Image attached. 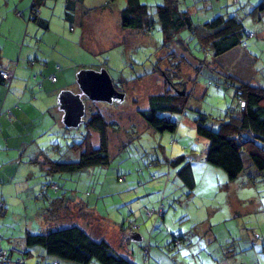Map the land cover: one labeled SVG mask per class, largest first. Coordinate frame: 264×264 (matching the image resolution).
Listing matches in <instances>:
<instances>
[{"label":"rangeland","instance_id":"1","mask_svg":"<svg viewBox=\"0 0 264 264\" xmlns=\"http://www.w3.org/2000/svg\"><path fill=\"white\" fill-rule=\"evenodd\" d=\"M4 1L19 2L21 7L16 9L20 13L26 7L24 19L12 13L15 19L6 20L5 7L0 12V20L13 31L9 35L0 32V36L15 43L4 51L10 54L14 48L12 60L18 63L13 85H0V105L4 109L14 106L20 114L23 111L22 120L13 117L19 123L8 130L14 132L8 144L25 152L17 157V151L11 149L2 156L18 165L10 181L0 178L2 246L10 247L11 239L22 240L26 233L82 226L83 222L74 220L75 224L70 219L95 210L113 222L114 228L124 225L127 257L133 264H215L224 257H230L232 264H264V173L251 183L252 168L243 155L244 171L229 182L222 170L205 163L208 141L197 135L195 125L204 114L205 126L217 131L219 119L225 118L229 107H236L233 88L224 83L225 74L264 87V13L260 22L249 13L261 0H177L179 9L187 11L195 23L235 15L247 31L253 32V37L245 38L246 46L239 45L219 58L204 51L187 30L181 32V40L162 49L158 23L150 34L122 29L119 12L125 0H37L39 16L47 21L45 29L28 20L32 0ZM163 1L141 0L151 10ZM171 52H175L173 60ZM57 68L61 69L56 72L57 82L51 84L47 78ZM175 86L188 93L185 111L177 116L174 133L158 132L143 121L138 110L148 108L149 95ZM50 91L55 98L62 94L60 102L64 105L61 102L59 112L52 111ZM39 94L48 98L40 99ZM73 99L78 100L76 104ZM96 109L107 121L115 122L108 129L106 166L51 177L39 163L29 161L28 154L40 145L52 160L76 161L87 134L85 121ZM41 114L48 118L43 124ZM28 119L32 127L24 125ZM50 121L52 127L48 129ZM41 130L45 133L40 136ZM89 139L97 148L98 134L91 132ZM179 156L193 164L192 191L176 176L179 168L169 163ZM11 174L12 169L4 172ZM44 179L58 183L66 197L76 195L85 208L80 202L72 204L69 213L61 212L60 218L53 219L48 201L38 197ZM149 200L163 206L164 218L154 215L145 219L146 226L141 223L130 229V211L135 206L154 209ZM89 221L91 227L98 226L96 220L89 217ZM101 226L103 232L107 226ZM180 236L182 242L174 245ZM29 252L27 264L43 260L40 256L48 258L38 246Z\"/></svg>","mask_w":264,"mask_h":264},{"label":"trees","instance_id":"2","mask_svg":"<svg viewBox=\"0 0 264 264\" xmlns=\"http://www.w3.org/2000/svg\"><path fill=\"white\" fill-rule=\"evenodd\" d=\"M36 1L32 0L30 4L28 20H33L45 29L47 21L39 16ZM249 13L255 21L260 22V15L264 13V0H261ZM119 18L122 29H130L142 34H150L155 23H158L162 31V49L167 48L176 39L180 38L179 40H181V32L187 30L193 38L198 40L200 47L204 51H209L214 58L221 57L239 45L246 46L245 38L254 36L253 32L244 28L242 22L235 15L227 17L220 15L206 23H195L187 11L179 9L177 0H164L162 4L155 6L152 10L141 0H125V7L120 10ZM170 58L172 60L175 58V52L170 53ZM3 70L12 71L10 68L3 67L0 49V71ZM60 70L57 68L47 78L51 84L57 82L56 72ZM214 71L220 73L218 70ZM34 77L36 82L37 75ZM51 77L52 79L54 77V80ZM13 78L14 74L12 79L7 81L0 75V85L9 88ZM224 83L227 87L233 88L236 107H229L225 118L219 119V129L215 131L206 127L207 116L204 114H200L195 120L197 135L208 141L204 161L208 165L222 170L227 180L233 182L245 169L242 158L244 155L252 168V175L249 176V179L254 184V179L262 177L264 173V87L243 82L230 74H225ZM37 86L40 88V82H37ZM187 97L188 93L181 91L178 86L173 87L170 91L167 89L162 93L149 95L147 99L148 108L138 110V114L150 128L158 132L174 133L178 123L177 116L185 111ZM12 112L11 109L0 107V115L8 123L13 122L15 114ZM35 118L38 122L41 121L38 116ZM114 124V121H107L96 109L89 114L85 121L84 127L87 134L76 161L52 160L42 149L39 150L41 153H35L38 147L28 154L29 161L39 163L44 169L45 175L51 177H56L57 174L62 177V174L65 173L79 172L96 166H106L109 163L108 129L112 128ZM24 125L31 127L33 124L24 122ZM91 132L98 134L97 148H94L90 143L89 135ZM10 136V134H5L4 143L6 146L3 145L0 148L4 151V155H7L11 149L16 150L9 148L8 138ZM36 137L38 138L39 135ZM16 151L17 157H19V153L21 156L25 152H21V149ZM40 157L43 158L42 161ZM10 160L11 158L0 160V178L5 180L14 176L13 173L18 167ZM169 163L179 168L176 176L187 189L192 191L195 187L193 164L186 161L184 156L176 157ZM11 169V175H4V172L8 174ZM119 179H124V177H119ZM44 180L46 181H41L38 197L48 201V213L53 219H58L61 217L59 216L61 212L69 213L71 202L65 193H60L58 183L50 182L48 179ZM52 192L57 194L52 196L50 194ZM0 207L4 209L2 202H0ZM145 209L151 211L145 207L144 212ZM152 211L159 212L161 215L164 213L162 212V205ZM145 215L150 217L146 212ZM62 221L66 222L67 220ZM132 223L131 221L128 222V227L135 229L132 228ZM47 230L37 234L26 233L22 240L11 239V245L8 248L2 246L0 237V264H27V258L30 256L29 248L34 246L42 248L48 258L45 259V257L40 256L44 259L36 260L32 264H89L91 261L98 264H133L125 255L126 253L121 250L123 246H119V244L122 243L115 245L106 236L97 237L95 234L88 233L84 227L78 224ZM119 230L124 232V225L121 224ZM182 238L180 236L178 240L173 241L174 245H179ZM147 254L148 250L145 249L143 254L145 262H147ZM215 264H230V262L228 257H224Z\"/></svg>","mask_w":264,"mask_h":264},{"label":"crops","instance_id":"3","mask_svg":"<svg viewBox=\"0 0 264 264\" xmlns=\"http://www.w3.org/2000/svg\"><path fill=\"white\" fill-rule=\"evenodd\" d=\"M8 8H7V7ZM16 6H20L19 5V2L17 3V4H10V3H7V2H2V0H0V12H1V7H5L4 9H5V14H4V16H5V19L7 20L8 18H12V19H15L13 16H10V15H12V13H14L17 17H23V19L25 18V12H26V7H24V9H23V11H22V13H20V12H16L17 11V9H16ZM21 7V6H20ZM10 18V19H11ZM28 18H29V13H28ZM13 24H15V25H17V22H13ZM8 26H5V22L3 21V20H0V32H3V33H5V34H7V35H9L8 34V32H13V31H9V29L7 28ZM4 28V29H3ZM6 28V29H5ZM27 28H29V24H27ZM3 29V30H2ZM12 43H14L11 39H9L8 37H5V38H3L2 36H0V49H1V57H2V59H6V60H9V63L8 64H5V61H3L2 62V65H3V67L4 68H10L11 70H12V72H13V74H14V78H15V76L17 75V61H14V60H12L13 59V55H14V51H13V49L10 51V54L9 53H6V51H4V49L6 48V46H8V45H11ZM14 45H15V43H14ZM13 54V55H12ZM29 63H32V61H29ZM51 74V73H50ZM18 75L19 76H21L22 75V71H19L18 72ZM14 78H13V80H12V82H11V85L10 86H12L13 85V81H14ZM0 94H1V92H0ZM48 95L50 96L49 98H50V101L51 102H53V104L54 105H50L51 106V108H52V111H55V112H59V107H60V105H61V102H60V97H61V95L59 96V94L56 96V98L54 97V92H52V91H50V92H48ZM48 95H43V94H39V98L41 99V98H48ZM34 99H35V97H33ZM0 101H1V95H0ZM47 105H49V104H47ZM3 106V104H1L0 105V107H2ZM12 108H8V109H11L13 112V114H15V116L17 117V118H19L20 120H22V115L21 114H24L23 113V111H21V114L19 113V110H15V109H13L14 108V106H11ZM17 109H19V108H17ZM16 111V112H15ZM43 116H41L42 117V121H41V123L40 124H43L44 122H45V120L46 119H48V118H46V116L44 115V114H42ZM26 120V119H25ZM29 123H31V124H33V122L30 120V119H28L27 120ZM21 122V121H20ZM27 122V123H28ZM17 123H19L18 122V120H15V121H13L12 123H8L7 122V120H5L4 119V117L3 116H1L0 115V128H1V130H0V148L4 145V136H5V134H10V135H12V134H14V132H9L8 130L9 129H11L15 124H16V128L18 127V125H17ZM22 123V122H21ZM33 125H31V127H32ZM49 127H48V129H50L51 127H52V123H51V121L49 122V125H48ZM47 129V130H48ZM42 132H41V134H40V136L42 135V134H44L45 133V130H41ZM38 134V133H37ZM38 136V135H37ZM37 138V137H36ZM43 143V142H42ZM42 146V145H41ZM40 148L41 147H38V148H36V150H35V153H41L39 150H40ZM4 155V151L2 150V149H0V160L2 159V156ZM39 156H41L40 154H39ZM40 160L42 161L43 160V158L42 157H40ZM1 162V161H0ZM43 169V168H42ZM43 171H44V169H43ZM45 172V171H44ZM43 182H45L46 180H42ZM41 184L42 183H40V186L38 187L39 189H40V187H41ZM70 196V197H69ZM68 199H69V201L71 202V205L72 206H74V205H77V204H79V202L81 203V204H83L84 205V208H85V204L81 201V199H79V198H77L76 197V195H73V194H69L68 195V197H67ZM149 202H150V200H149ZM150 205H152L153 207H154V209H151V211L152 210H155V209H157L158 208V205H154V203H149ZM80 207H81V205H80ZM145 208V207H144ZM144 208L143 207H141L140 209H138V207L137 206H135V208H134V210H132V211H130V214L132 215V217H130L128 220H127V223L128 222H133L132 224L133 225H138V224H141V223H144L145 225L144 226H146V223H148V222H145L146 220L145 219H147V218H152V216H156V218H158V216H160L161 214L159 213V212H154V211H152V213H151V215H150V217H147L146 215H145V212H144ZM146 208H148V207H146ZM149 209V208H148ZM83 211H85L84 209H83ZM161 211V210H160ZM163 212V211H162ZM86 213V212H85ZM71 215V214H70ZM72 216V215H71ZM164 213H163V215H161V217L162 218H164ZM77 217V218H76ZM89 217H90V219H92V220H96L97 221V223L98 224H105L107 227L105 228V230L102 232L101 230H100V226L101 225H98L99 227H97V225H96V227L94 226V227H91L90 226V224H92V221H89V222H87L88 221V219H89ZM70 218H68V219H66V220H69ZM70 220H79L80 222H83V225L84 226H86V227H84L83 225L81 226V227H84V228H86V230L88 231V232H90L91 234H95V236H99V237H101V236H106V238H108V239H110V241H112L115 245H118L119 243H122V244H119V246L120 245H122L123 247L121 248V250L123 251V253H126L125 255L126 256H128L129 255V252H128V249H127V245H126V241H127V239H126V237H125V235H124V232H120V230H119V228L117 229V228H114V227H116V226H114L113 227V222H112V224H110L109 223V219H107V218H103L102 216H100L99 215V213L97 212V211H93V213H91V214H89V215H87V214H82V215H75V218L74 219H70ZM163 220V219H162ZM123 225V224H122ZM102 227V226H101ZM137 228V227H136ZM104 234H106V235H104ZM125 240V241H124ZM229 259V262H230V264H232V260H231V258H228Z\"/></svg>","mask_w":264,"mask_h":264},{"label":"built area","instance_id":"4","mask_svg":"<svg viewBox=\"0 0 264 264\" xmlns=\"http://www.w3.org/2000/svg\"><path fill=\"white\" fill-rule=\"evenodd\" d=\"M0 75L2 76L3 79L7 80V81H10L12 79V76H13V72L12 71H9V70H3V71H0ZM52 79V77H51ZM54 80V77L53 79ZM145 212L148 216L151 215V211L145 209ZM136 227L135 225L132 224V228Z\"/></svg>","mask_w":264,"mask_h":264},{"label":"water","instance_id":"5","mask_svg":"<svg viewBox=\"0 0 264 264\" xmlns=\"http://www.w3.org/2000/svg\"><path fill=\"white\" fill-rule=\"evenodd\" d=\"M62 96V95H61ZM66 97H63L62 99H65ZM61 99V98H60ZM73 100H75L76 102H75V104L77 103V99H73ZM62 102V101H61ZM62 104H63V102H62ZM64 105V104H63Z\"/></svg>","mask_w":264,"mask_h":264}]
</instances>
